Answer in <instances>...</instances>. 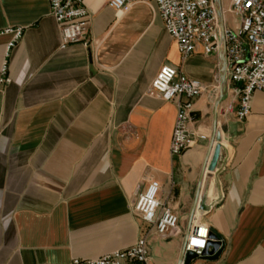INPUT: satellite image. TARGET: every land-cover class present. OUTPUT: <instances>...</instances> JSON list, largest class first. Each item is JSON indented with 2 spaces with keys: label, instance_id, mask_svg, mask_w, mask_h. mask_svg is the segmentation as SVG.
<instances>
[{
  "label": "crops",
  "instance_id": "1",
  "mask_svg": "<svg viewBox=\"0 0 264 264\" xmlns=\"http://www.w3.org/2000/svg\"><path fill=\"white\" fill-rule=\"evenodd\" d=\"M108 2L84 0L88 43L62 48L49 0H0V31L23 29L10 50L14 34L0 35V264L97 259L147 234L149 264H179L196 225L223 251L190 264H264V92L239 121L227 75L221 96V53L198 46L183 62L156 0H129L119 12ZM221 5L224 29H238L231 1ZM165 65L204 85L179 157L170 152L176 101L150 94ZM217 143L216 170L204 174ZM204 178L210 209L194 211ZM152 181L179 217L165 235L134 211Z\"/></svg>",
  "mask_w": 264,
  "mask_h": 264
},
{
  "label": "built area",
  "instance_id": "2",
  "mask_svg": "<svg viewBox=\"0 0 264 264\" xmlns=\"http://www.w3.org/2000/svg\"><path fill=\"white\" fill-rule=\"evenodd\" d=\"M231 12L239 18V28L224 29L227 78L239 99L234 111L239 121L246 120L252 109L255 92H264V0H230ZM51 15L61 28L62 48L83 42L87 44L89 12L84 0H49ZM129 0H109L108 5L121 11ZM157 10L164 28L176 41L182 61H186L198 46L205 55L220 53L223 49L220 18L215 0H156ZM13 33L8 50L22 38L23 29H6L1 34ZM7 65L1 71V82L6 77ZM204 92V85L187 77L179 68L163 66L152 82L150 94H157L164 101H176L171 155L179 157L191 146L189 124L193 120V100ZM161 186L152 181L146 191L140 193L134 211L154 229L157 235H165L176 229L179 217L164 209L159 201ZM210 229L196 225L190 233L186 252L201 256L209 241ZM148 234L134 245L97 259H73L69 264H149L151 249ZM49 264V263H38Z\"/></svg>",
  "mask_w": 264,
  "mask_h": 264
},
{
  "label": "water",
  "instance_id": "3",
  "mask_svg": "<svg viewBox=\"0 0 264 264\" xmlns=\"http://www.w3.org/2000/svg\"><path fill=\"white\" fill-rule=\"evenodd\" d=\"M216 2V8L217 12L220 18V26L222 31V40H223V49L221 50V60H222V69H221V92L223 96L224 88L226 86L227 80H226V72H227V63L225 60V42H224V22H223V13H222V0H215ZM219 141V140H218ZM221 146L217 143L213 156L211 158V161L205 165L204 174L207 171L208 173H212L216 170L218 159L220 156ZM206 172V174H207ZM204 177V176H203ZM202 210V211H208L210 209L209 206L206 205V198L200 197L197 201L194 211L196 209ZM186 244L183 249V252L181 254V257L179 259V264H190L193 260L202 257L206 259L216 260L220 257L223 251L222 242L220 241L219 237L215 235L214 233H210L209 241L207 243L206 249L202 252L201 256H199L196 253H193L191 251L186 252Z\"/></svg>",
  "mask_w": 264,
  "mask_h": 264
},
{
  "label": "bare ground",
  "instance_id": "4",
  "mask_svg": "<svg viewBox=\"0 0 264 264\" xmlns=\"http://www.w3.org/2000/svg\"><path fill=\"white\" fill-rule=\"evenodd\" d=\"M210 183H211V180L210 179L204 178V182H203V192H202L201 197L207 198V196L209 194Z\"/></svg>",
  "mask_w": 264,
  "mask_h": 264
}]
</instances>
